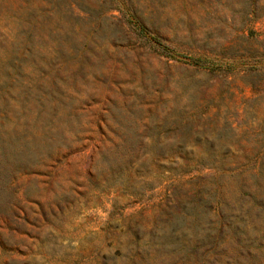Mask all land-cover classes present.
Wrapping results in <instances>:
<instances>
[{
	"label": "rangeland",
	"instance_id": "374dc122",
	"mask_svg": "<svg viewBox=\"0 0 264 264\" xmlns=\"http://www.w3.org/2000/svg\"><path fill=\"white\" fill-rule=\"evenodd\" d=\"M1 150L0 264H264V0H0Z\"/></svg>",
	"mask_w": 264,
	"mask_h": 264
},
{
	"label": "trees",
	"instance_id": "16d2710c",
	"mask_svg": "<svg viewBox=\"0 0 264 264\" xmlns=\"http://www.w3.org/2000/svg\"><path fill=\"white\" fill-rule=\"evenodd\" d=\"M2 153V154H1ZM0 156H1V158H0V164L3 162V161H5L4 159H3V157L2 156H4V153L2 152V150H1V152H0ZM6 159L7 160H11L12 162H19V159L16 157V156H14L13 158L12 157H6ZM0 180L1 181H4V179L2 178V176H1V174H0ZM262 255V254H261ZM262 258L264 259V256H262Z\"/></svg>",
	"mask_w": 264,
	"mask_h": 264
}]
</instances>
